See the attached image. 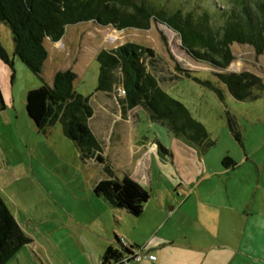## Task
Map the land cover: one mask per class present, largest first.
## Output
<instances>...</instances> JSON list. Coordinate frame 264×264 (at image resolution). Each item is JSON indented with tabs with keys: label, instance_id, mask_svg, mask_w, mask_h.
<instances>
[{
	"label": "rangeland",
	"instance_id": "374dc122",
	"mask_svg": "<svg viewBox=\"0 0 264 264\" xmlns=\"http://www.w3.org/2000/svg\"><path fill=\"white\" fill-rule=\"evenodd\" d=\"M0 40L14 61L12 68L0 58V90L6 106L0 111V195L32 239L31 248L27 245L20 250L24 264L82 263L80 239L87 249L90 242L79 226L105 228V203L94 187L111 177L108 168L114 178L129 175L147 189L151 207L159 199L166 201L181 185L199 184L208 176L212 179L200 186H218L215 172L223 158L230 155L236 160L244 155L230 120L249 153L255 159L264 156V92L256 100L239 101L215 75L247 72L264 82V53L258 55L252 46L233 44L234 59L220 70L190 59L181 49L178 34L155 21L149 29L124 30L95 21L80 22L68 25L58 41L47 38L44 81L52 85L60 71L77 74L74 90L88 97L92 106L88 124L101 146L105 159L101 164L95 155L84 156L60 121L46 130L37 128L27 113L26 97L43 81L14 54L13 33L6 22L0 23ZM126 43L154 50V58L147 60L148 70L163 92L187 107L191 117L205 127L213 143L210 147L201 148L169 121L154 118L144 105L131 107L121 69L116 75L120 82L112 91L97 90L99 52ZM180 69L192 70V75L185 76ZM205 81L220 88L223 97L205 86ZM123 217L131 225L126 213ZM122 227L118 233L125 236Z\"/></svg>",
	"mask_w": 264,
	"mask_h": 264
},
{
	"label": "trees",
	"instance_id": "16d2710c",
	"mask_svg": "<svg viewBox=\"0 0 264 264\" xmlns=\"http://www.w3.org/2000/svg\"><path fill=\"white\" fill-rule=\"evenodd\" d=\"M87 21L118 30L149 29L153 21L164 24L178 34L181 49L190 59L220 70L228 68L233 61L231 46L235 43L254 47L258 55L264 53V0H0V23L6 22L12 30L14 54L43 81L41 87L27 94L29 117L39 130L60 121L66 136L75 141L84 156L95 155L94 159L102 164L105 159L100 154V143L88 124L92 106L88 97L74 90L77 74L72 70L60 71L52 85L43 76L48 57L45 40L58 41L68 25ZM154 56V50L139 43L101 50L97 56L100 66L97 90L112 91L120 82L116 75L121 69L125 76L122 85L126 101L131 107L144 105L154 118L169 121L176 131L184 132L201 148L210 147L213 143L205 127L191 117L187 107L163 92L148 70L147 60ZM0 58L14 67L1 40ZM180 71L185 76L192 75V70ZM215 75L239 101L256 100L264 92V82L258 75L247 72H216ZM203 83L223 97L222 90L211 81ZM3 100L0 90V111L6 108ZM230 128L242 145L241 132L231 120ZM222 162L226 169H234L238 164L229 155ZM110 171L108 168L109 179L95 184V194L116 209L139 217L150 199L149 191L129 175L117 179ZM116 242L120 247L110 245L103 264H122L124 258L134 254L135 246H125L120 239ZM31 243L32 239L0 195V264H7Z\"/></svg>",
	"mask_w": 264,
	"mask_h": 264
},
{
	"label": "crops",
	"instance_id": "0c3cea01",
	"mask_svg": "<svg viewBox=\"0 0 264 264\" xmlns=\"http://www.w3.org/2000/svg\"><path fill=\"white\" fill-rule=\"evenodd\" d=\"M241 147L244 155L237 157L234 169L221 163L215 172L218 186H200L211 176L199 184H183L153 208L149 199L139 217L97 196L106 205L102 213L105 228L79 226L90 242L87 249L80 239L81 264H103L107 248L120 247L117 239L157 256L156 260L143 258L135 264H264V156L255 159L244 142ZM124 213L131 225H126ZM122 226L125 236L118 233ZM20 253L7 264H24Z\"/></svg>",
	"mask_w": 264,
	"mask_h": 264
},
{
	"label": "built area",
	"instance_id": "2783aa9c",
	"mask_svg": "<svg viewBox=\"0 0 264 264\" xmlns=\"http://www.w3.org/2000/svg\"><path fill=\"white\" fill-rule=\"evenodd\" d=\"M123 245L127 246L125 242H122ZM156 257L155 255L153 254H150L142 249H138V250H135L134 251V254L132 256H130L129 258H132L131 261H128L129 258H124L122 260V264H135V262H139L141 261L143 258H148L150 260H156Z\"/></svg>",
	"mask_w": 264,
	"mask_h": 264
},
{
	"label": "flooded vegetation",
	"instance_id": "af4514ba",
	"mask_svg": "<svg viewBox=\"0 0 264 264\" xmlns=\"http://www.w3.org/2000/svg\"><path fill=\"white\" fill-rule=\"evenodd\" d=\"M102 164V163H101Z\"/></svg>",
	"mask_w": 264,
	"mask_h": 264
}]
</instances>
